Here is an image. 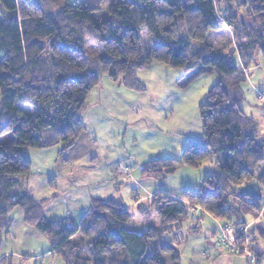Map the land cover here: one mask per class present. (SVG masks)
<instances>
[{
    "label": "trees",
    "instance_id": "obj_1",
    "mask_svg": "<svg viewBox=\"0 0 264 264\" xmlns=\"http://www.w3.org/2000/svg\"><path fill=\"white\" fill-rule=\"evenodd\" d=\"M141 29L151 42L145 54ZM228 34L235 46L223 41ZM227 47L235 49L245 67L257 54L264 60V0H113L105 13L78 0H65L62 7L51 0H0V136H12L0 144V247L10 211L19 209L63 264H107L100 257L113 249L125 250L129 264H180L166 236L192 205L225 222L255 216L263 207L264 152L254 139L264 135L255 132L254 121L231 97L230 80L240 70L223 54ZM150 61L190 77L212 67L221 79L198 105L201 135L189 137L177 157L146 161L140 174L160 179L207 159L217 168L196 190H182L179 199L158 191L132 207L134 213L120 200L105 197L91 200L78 227L69 218H46L43 202L21 181L31 168L26 151L60 145L59 153H65L84 130L81 114L100 75L142 92L137 72ZM18 103L35 110L29 114ZM253 179L261 196L239 195ZM153 213L156 226L149 224ZM134 215L146 222L144 231L125 228ZM154 241L166 259L157 250L147 253Z\"/></svg>",
    "mask_w": 264,
    "mask_h": 264
},
{
    "label": "crops",
    "instance_id": "obj_2",
    "mask_svg": "<svg viewBox=\"0 0 264 264\" xmlns=\"http://www.w3.org/2000/svg\"><path fill=\"white\" fill-rule=\"evenodd\" d=\"M153 66L150 61L137 72L138 80L144 85L142 92L128 90L119 82H112L101 74L98 84L91 89L81 114L84 130L65 153H59L60 145L26 151L31 168L22 182L35 200L43 202V213L48 219L69 217L74 224H78L89 210L93 198L112 197L132 207L133 201L130 200L129 204L123 201L122 191L128 195L143 193V196L134 198L143 201L158 191L165 190L157 179L140 174V167L146 161L161 156L159 150L151 147L148 154L141 156L137 162L136 155L127 152L128 147L137 142V138L134 136L125 140V130L128 127L150 130L155 127V122L158 123L155 112L167 111L168 84L164 80L161 82L158 77H150ZM142 74H145L151 84H145ZM198 136H187L186 141L189 137ZM167 151H170V147ZM120 163L126 170L123 173L116 171ZM127 172L128 176L125 175ZM168 193L179 199V193ZM13 217V222L3 236L1 257L26 255L32 257L30 264H63L39 231L25 224L19 209L13 212ZM205 218L217 223L209 214L201 213V221ZM245 220H249V217ZM259 223L264 231V220ZM198 228L199 225H194L192 230L197 231ZM215 231L214 226L206 232L205 238L210 245ZM254 236L258 246L264 249V236L257 230L254 231ZM259 257L260 264H264V255ZM206 264L249 263L245 256L233 254L216 256L211 263L208 261Z\"/></svg>",
    "mask_w": 264,
    "mask_h": 264
},
{
    "label": "rangeland",
    "instance_id": "obj_3",
    "mask_svg": "<svg viewBox=\"0 0 264 264\" xmlns=\"http://www.w3.org/2000/svg\"><path fill=\"white\" fill-rule=\"evenodd\" d=\"M51 1H53L57 5H60L61 7L65 4V0ZM112 1L113 0H78V3L80 6L99 7L101 12L105 13L107 12L108 7ZM234 2L237 4L239 0H234ZM140 36L141 48L143 53L145 54L149 51L151 46L150 38L147 35L145 29H141ZM209 38L211 39L209 41L213 42V38ZM225 40L231 41L230 34H228V36L224 38L223 41ZM231 46H235V42L233 40L231 41ZM227 49H229V47L225 49V52H223V54L227 56L229 62L232 65L236 66L240 70L239 75L230 80L231 97L233 100H237L238 106L242 109L245 115L254 121L256 128L255 132L264 135V99L259 98V96L261 95L264 97V60L260 57L259 54H257L254 58V61L247 67H245L238 60L235 49L229 51H227ZM151 62L154 66L152 67L150 77H158L161 82L162 80H164L163 82L165 84H168L167 90L169 91V100L166 112H155L156 115H158V123L155 122V127L150 130L147 128L139 129L138 127H128L125 130V140H129L134 136V138H137V142L133 145H130L127 149V152L129 154L136 155L137 162H139L141 156H146L148 154L151 147L157 148L159 150L158 153L161 154V157L178 156L185 145L187 136H192V134H198L200 136L201 122L198 113V105L205 98V95L211 88V86H213L221 79L219 72L212 67H203L197 71L195 70L194 76L190 77L185 74L182 69L172 68L171 66L163 64L161 62ZM97 70L98 66L95 65L92 68V71L97 72ZM142 79L145 84H151L150 81L146 79L145 74H142ZM161 98L163 102V96ZM18 106H21L29 114L33 113V111L35 110L31 105L18 103ZM134 133L135 135H133ZM11 139V134H4L0 136V144L7 143ZM169 147L170 151H167ZM167 154L169 155L166 156ZM124 168L125 167H123V165L120 163L117 165L116 171L123 173V171H126ZM216 168L217 167L212 162V160L207 159L201 164V166L197 168H190L185 166L178 167L173 172L164 174L162 178L157 179V182L159 183V185L164 186L163 189H165V192L168 191L173 194L180 193L182 189L194 191L198 188L200 180L206 174L212 172ZM261 171H264V165ZM125 175L128 176L129 173L127 172L125 173ZM142 194L143 193L136 192L128 195L122 191L121 196L126 204H129L130 200L133 201L134 204L132 207H134L137 203L141 202L134 198H136V196H143ZM262 200V205L264 207V192ZM132 207L129 208L131 209ZM263 207H260L259 212L255 216H247L249 217V220H245L244 222L236 221L234 218H232V222H225L219 219H215V221L217 222L215 224L210 222L207 218L201 221V213H206L198 205H192L186 217L180 218L177 222L173 223L169 227V231L167 233L168 236H166V245L173 246L176 249L179 254L180 264H206L208 261L209 263H211L213 259L216 258V256L233 255L221 251L215 247L214 240L215 237H218V231L220 232L218 225H228L231 228H236V226H238L240 228H243V234L238 238L235 237V233L233 235L234 238L232 243H234L235 247L237 245V248H239L240 251L239 254L236 255L245 256L249 264H260L259 256L262 254L264 255V249L260 248L256 243L254 231L257 230L261 233L262 236H264V231H262L261 223H259L264 220ZM15 210L16 209H13L9 214L11 223L14 219L13 212ZM130 211L132 213L135 212L133 209H131ZM87 212L83 215V217L87 214ZM69 220L71 224L76 227H78L81 223V220L78 224H74L71 218H69ZM149 224L150 226H156L158 224V218L154 213L150 216ZM194 225H199L197 231L192 230ZM214 226L216 228V231L213 235L214 237H212V243L210 245L205 236L206 232L210 231V229L214 228ZM125 228H127L128 230L141 232L145 230L146 222L140 216L134 215L132 216L130 221L125 224ZM236 235H238V232H236ZM44 239L46 240L45 237ZM46 242L48 243L47 240ZM155 250L160 252L162 257L166 259V255L161 252L159 248L158 241L150 243L147 253L150 255ZM251 256L254 257L253 260ZM30 258L32 257L26 255L16 257L12 255H5L1 257L0 255V264H30ZM100 259L104 260L107 264L130 263L125 250L113 249L109 254L101 256Z\"/></svg>",
    "mask_w": 264,
    "mask_h": 264
},
{
    "label": "built area",
    "instance_id": "obj_4",
    "mask_svg": "<svg viewBox=\"0 0 264 264\" xmlns=\"http://www.w3.org/2000/svg\"><path fill=\"white\" fill-rule=\"evenodd\" d=\"M259 98L264 99V97L262 95L259 96ZM220 225H218L220 232L218 231V237H215V240H214L215 247L221 251L226 252V253L239 254L240 251H239V248H237L238 246L236 245V247H235L234 243H232L233 238H234L233 235L235 233L236 238L241 236L243 234V231H242L243 228L242 227L240 228L238 226H236V228L235 227L231 228L228 225H223V224H220ZM222 226H224V227H222ZM232 229H233V231H232ZM236 232H238V235H236ZM251 257L253 260L254 257L253 256H251Z\"/></svg>",
    "mask_w": 264,
    "mask_h": 264
},
{
    "label": "water",
    "instance_id": "obj_5",
    "mask_svg": "<svg viewBox=\"0 0 264 264\" xmlns=\"http://www.w3.org/2000/svg\"><path fill=\"white\" fill-rule=\"evenodd\" d=\"M254 144L259 148H263L264 147V136L256 137L254 139ZM238 193L241 196L260 197L261 196L260 185L256 179H253L252 181H249L246 184H244L239 189Z\"/></svg>",
    "mask_w": 264,
    "mask_h": 264
}]
</instances>
